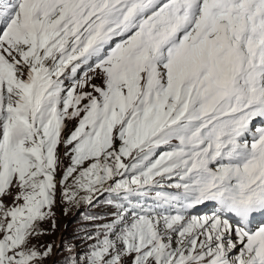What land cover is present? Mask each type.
<instances>
[{
  "label": "snow or ice",
  "instance_id": "snow-or-ice-1",
  "mask_svg": "<svg viewBox=\"0 0 264 264\" xmlns=\"http://www.w3.org/2000/svg\"><path fill=\"white\" fill-rule=\"evenodd\" d=\"M58 186L64 264H264V0H0V264Z\"/></svg>",
  "mask_w": 264,
  "mask_h": 264
},
{
  "label": "rangeland",
  "instance_id": "rangeland-1",
  "mask_svg": "<svg viewBox=\"0 0 264 264\" xmlns=\"http://www.w3.org/2000/svg\"><path fill=\"white\" fill-rule=\"evenodd\" d=\"M96 83H99V81H96ZM74 125V121L68 122L66 134L68 131L74 128ZM67 163L68 161L65 159V164ZM59 178L60 176L58 173L57 179ZM110 198L111 197L108 193H104L103 195L98 194V200L94 201V206L85 203L70 206L61 200L58 186L56 203L52 208V211L55 214L54 219L56 222V227L53 229L51 220L40 222L39 227L43 230L44 234L36 236L31 240V245L36 246L41 251H43L44 246L50 245L52 247L51 255H49L47 259L43 260L41 264H64L65 258L68 255L66 251L67 247L74 246L75 252H83L86 247L85 241L81 238L84 235L83 229H92L95 224L105 222L103 220L89 221L86 219V217L90 215L103 216L105 213H107L109 211V205L106 203V201ZM4 202L9 206L12 204L10 197H5ZM77 210H82V212L75 218L71 226L64 231L63 228L65 223ZM65 211H67V214H65ZM61 231H63L64 234L63 238L58 244ZM56 249L57 252L55 253Z\"/></svg>",
  "mask_w": 264,
  "mask_h": 264
},
{
  "label": "water",
  "instance_id": "water-1",
  "mask_svg": "<svg viewBox=\"0 0 264 264\" xmlns=\"http://www.w3.org/2000/svg\"><path fill=\"white\" fill-rule=\"evenodd\" d=\"M82 212V210H77L75 211V213L72 215V217H70V219L65 223L64 225V231L67 230L71 224L73 223V221L75 220V218ZM63 231L60 232L59 235V239H58V244L60 243L61 239L63 238ZM57 252V249L55 250V253Z\"/></svg>",
  "mask_w": 264,
  "mask_h": 264
},
{
  "label": "bare ground",
  "instance_id": "bare-ground-1",
  "mask_svg": "<svg viewBox=\"0 0 264 264\" xmlns=\"http://www.w3.org/2000/svg\"><path fill=\"white\" fill-rule=\"evenodd\" d=\"M253 123L255 124L256 122L254 121Z\"/></svg>",
  "mask_w": 264,
  "mask_h": 264
}]
</instances>
